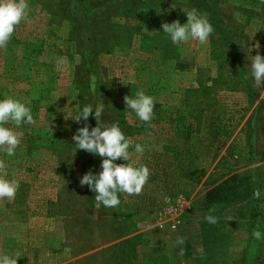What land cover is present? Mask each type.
Segmentation results:
<instances>
[{
	"label": "rangeland",
	"instance_id": "374dc122",
	"mask_svg": "<svg viewBox=\"0 0 264 264\" xmlns=\"http://www.w3.org/2000/svg\"><path fill=\"white\" fill-rule=\"evenodd\" d=\"M192 2L27 0V20L0 48V100L20 101L34 118L3 125L20 144L13 156L0 150V178L19 184L14 199H0V257L18 256L17 264H264V239L252 236L257 225L264 234V214L257 216L264 83L256 86L250 75L253 56H264V4L208 0L227 38L213 27L204 44H173L161 25H183L184 11L196 9L212 25ZM60 57L67 63L58 68ZM139 90L154 98L150 125L126 110L124 96ZM88 104L104 105L101 122L118 123L144 148L115 163L150 170L141 193H118L116 208L79 184L86 172L102 171L103 158L75 152L72 137L84 122L67 119ZM87 123L96 126L94 112ZM177 196L189 205L178 213L183 222L161 230ZM166 249L174 259L160 256Z\"/></svg>",
	"mask_w": 264,
	"mask_h": 264
},
{
	"label": "clouds",
	"instance_id": "9594fccd",
	"mask_svg": "<svg viewBox=\"0 0 264 264\" xmlns=\"http://www.w3.org/2000/svg\"><path fill=\"white\" fill-rule=\"evenodd\" d=\"M264 4V0H260ZM29 5L27 0H0V48L7 46L15 27L22 20H27ZM187 16V22L183 25L179 20L171 23L164 22L161 25L162 32L168 35L173 44L187 43L189 40H198L201 44L208 41L214 29L206 16L199 15L196 9L184 11ZM259 45L257 46V48ZM67 63L65 57L57 59V67ZM250 75L256 86L264 83V56L257 54L253 56L250 63ZM247 78V76H246ZM124 103L126 110H131L135 115L146 124L151 123L153 119V110L155 106L154 98L146 95L143 90L135 93V96L125 95ZM104 105L88 104L82 107L75 114L69 115L74 122H84L73 135L72 140L76 150H83L94 156L103 158L101 169L98 174L92 171L86 172L80 179L81 187L88 188L95 193V201L102 204L105 208H116L120 204L118 193L128 195H139L143 186L150 177V170L147 166L141 165L133 167L130 164H117L115 161L122 159L129 160V149L134 147L136 153H143L144 148L140 144L133 145L121 131L118 123L106 126L101 122ZM94 112L96 126L91 127L87 123L90 115ZM31 109L25 104L11 97L0 100V150L7 156L15 155V150L20 144L17 134L3 125L13 123L16 126L22 123L33 122ZM50 131L51 128H50ZM5 169V164L0 160V172ZM19 188L17 181L0 178V199H14ZM205 220L209 224L218 223L217 217L207 215ZM252 236L256 240L264 239V234L260 231L259 225L253 230ZM177 243H182L178 239ZM19 257H10L4 255L0 257V264H17Z\"/></svg>",
	"mask_w": 264,
	"mask_h": 264
},
{
	"label": "built area",
	"instance_id": "2783aa9c",
	"mask_svg": "<svg viewBox=\"0 0 264 264\" xmlns=\"http://www.w3.org/2000/svg\"><path fill=\"white\" fill-rule=\"evenodd\" d=\"M188 202L183 196H177L173 199L172 204L168 207L164 215L159 219L158 227L163 229L175 230L180 222L178 213L188 208Z\"/></svg>",
	"mask_w": 264,
	"mask_h": 264
},
{
	"label": "trees",
	"instance_id": "16d2710c",
	"mask_svg": "<svg viewBox=\"0 0 264 264\" xmlns=\"http://www.w3.org/2000/svg\"><path fill=\"white\" fill-rule=\"evenodd\" d=\"M170 1H172V0H170ZM192 3H193L192 4L193 7L197 8L199 10L203 9L201 6L204 7V10L207 11L210 14L212 25H213V27H215V30L217 31V33L221 34L223 36V38L226 39L227 38L226 34H224L222 28L220 26H218V23H217L216 19H214V16L216 15V12L211 11L208 8V6H207L208 0H193ZM254 95H255V92H253V90H252V88H250V86H249V88H245V96H246L247 100L249 101V103H250V98L253 97ZM208 194L210 195V192ZM209 195H207V196H208V199L210 201L219 200V198L211 197V196L209 197ZM220 199L223 200L222 197ZM261 206H258L259 212H258L257 216H259L260 213L264 214V206L263 205H261Z\"/></svg>",
	"mask_w": 264,
	"mask_h": 264
},
{
	"label": "crops",
	"instance_id": "0c3cea01",
	"mask_svg": "<svg viewBox=\"0 0 264 264\" xmlns=\"http://www.w3.org/2000/svg\"><path fill=\"white\" fill-rule=\"evenodd\" d=\"M189 208V207H188ZM183 222V221H182ZM181 222V220H180V222H179V225L178 226H180V224L182 223ZM178 229V228H177ZM166 251L168 252V253H166ZM174 251L172 250V249H170V250H168V249H166V250H164L162 253H163V255H161L160 254V256L161 257H169V258H172V259H174V253H173ZM176 261V260H175Z\"/></svg>",
	"mask_w": 264,
	"mask_h": 264
}]
</instances>
